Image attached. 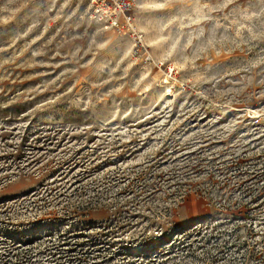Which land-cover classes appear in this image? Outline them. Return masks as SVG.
<instances>
[{
	"label": "rangeland",
	"instance_id": "rangeland-1",
	"mask_svg": "<svg viewBox=\"0 0 264 264\" xmlns=\"http://www.w3.org/2000/svg\"><path fill=\"white\" fill-rule=\"evenodd\" d=\"M94 1L0 0V264H264V0Z\"/></svg>",
	"mask_w": 264,
	"mask_h": 264
},
{
	"label": "trees",
	"instance_id": "trees-1",
	"mask_svg": "<svg viewBox=\"0 0 264 264\" xmlns=\"http://www.w3.org/2000/svg\"><path fill=\"white\" fill-rule=\"evenodd\" d=\"M22 144H19V145H17V146H15V148L12 150V153L10 154L11 156V158H9V159H11V161L14 163V165H16L15 164V162H16V160L17 159H19L20 157H21V155H22V153H21V150H22ZM48 152H50V150H48ZM46 160V157H44V156H40V157H36L33 153L32 154H30V156L28 157V164L26 165V166H28V165H33V164H35V165H37V164H40V163H42L43 161H45ZM57 164L58 163H56V161H51V160H47L44 164H43V170H45L46 171V169H47V167L49 166V165H52L53 167L54 166H57ZM45 167V168H44ZM16 169H19V166H16L15 167ZM45 174L47 175V172H45ZM10 176H8V178H9ZM82 199V198H81ZM77 202V204H73V205H70V206H66V208L67 207H69L70 208V212H69V214H70V216H72L71 215V211H75L74 212V215H76V214H81V216H83V214L84 213H86V207L85 208H83V201L81 202V200H78V201H76ZM88 204H90V202L89 203H87V205ZM73 214V213H72Z\"/></svg>",
	"mask_w": 264,
	"mask_h": 264
},
{
	"label": "built area",
	"instance_id": "built-area-1",
	"mask_svg": "<svg viewBox=\"0 0 264 264\" xmlns=\"http://www.w3.org/2000/svg\"><path fill=\"white\" fill-rule=\"evenodd\" d=\"M111 1V2H110ZM95 0L94 1V12L95 14H106L111 12H117L118 14L123 15V12H126L131 8L132 0Z\"/></svg>",
	"mask_w": 264,
	"mask_h": 264
}]
</instances>
